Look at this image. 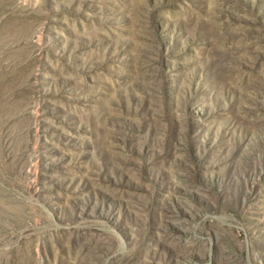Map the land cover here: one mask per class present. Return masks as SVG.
Returning a JSON list of instances; mask_svg holds the SVG:
<instances>
[{
	"label": "rangeland",
	"instance_id": "1",
	"mask_svg": "<svg viewBox=\"0 0 264 264\" xmlns=\"http://www.w3.org/2000/svg\"><path fill=\"white\" fill-rule=\"evenodd\" d=\"M0 264H264V0H0Z\"/></svg>",
	"mask_w": 264,
	"mask_h": 264
}]
</instances>
